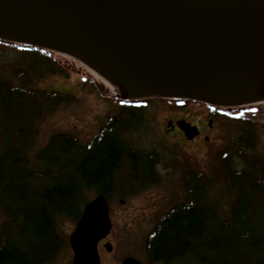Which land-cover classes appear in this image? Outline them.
<instances>
[{
    "label": "water",
    "instance_id": "obj_1",
    "mask_svg": "<svg viewBox=\"0 0 264 264\" xmlns=\"http://www.w3.org/2000/svg\"><path fill=\"white\" fill-rule=\"evenodd\" d=\"M0 40L77 59L126 99L233 111L264 101V0H0ZM176 126L188 140L200 134ZM110 225L98 196L72 236L74 264H99Z\"/></svg>",
    "mask_w": 264,
    "mask_h": 264
},
{
    "label": "trees",
    "instance_id": "obj_2",
    "mask_svg": "<svg viewBox=\"0 0 264 264\" xmlns=\"http://www.w3.org/2000/svg\"><path fill=\"white\" fill-rule=\"evenodd\" d=\"M33 48L48 66L61 68L49 51ZM67 99L54 90L0 85V206H17L5 209L0 264L56 261L63 249L57 218H78L89 202L88 190L112 199L160 180L157 159L146 160L117 136L119 129L141 116L133 103H125L90 145L71 134H56L41 156L60 171L27 173L26 156L38 135V122ZM127 170L125 181L120 176ZM229 173L245 205L240 218L243 230L221 220L207 204V178L191 174L188 201L166 213L152 233L148 249L154 258L166 264H264V175L255 179L245 171L229 169Z\"/></svg>",
    "mask_w": 264,
    "mask_h": 264
},
{
    "label": "rangeland",
    "instance_id": "obj_3",
    "mask_svg": "<svg viewBox=\"0 0 264 264\" xmlns=\"http://www.w3.org/2000/svg\"><path fill=\"white\" fill-rule=\"evenodd\" d=\"M49 52L61 68L48 66L33 47L0 40V85L27 90H54L68 97L57 111L38 122V135L26 156L27 173L60 171L59 167L51 166L41 156L53 136L67 133L80 143L90 145L101 129L124 108L125 98L117 86L79 60ZM148 100L138 106L140 118L119 129L117 136L126 147L136 149L146 160L149 156L157 159L156 171L160 180L138 192L113 197L111 208L129 211L149 208L156 213H166L188 201L191 174H202L208 180V206L219 213L221 220L243 230L240 218L245 205L232 185L229 169L245 171L255 179L264 175V101L243 106L234 114L227 109H219L221 111L214 117L213 128L206 125L204 136L192 141L177 133L168 121L183 119L200 123L199 120L208 118L210 108L183 100ZM205 136L209 141L204 139ZM128 175L127 170L120 178L127 181ZM97 195L95 189L87 191L89 201ZM10 207L17 208L0 206V235L7 218L5 209ZM67 221L65 217L58 218V230L62 236L67 232ZM133 246L137 256L147 260L141 237L136 238ZM68 261V250L65 248L54 264H68Z\"/></svg>",
    "mask_w": 264,
    "mask_h": 264
},
{
    "label": "flooded vegetation",
    "instance_id": "obj_4",
    "mask_svg": "<svg viewBox=\"0 0 264 264\" xmlns=\"http://www.w3.org/2000/svg\"><path fill=\"white\" fill-rule=\"evenodd\" d=\"M43 50V49H42ZM152 99V98H150ZM123 103H133L134 105H137V107L140 104H144L146 101H149L148 99L143 100H131V99H123ZM176 100V99H172ZM186 102H197L204 104L208 108H210V114H208V118L205 120H202L198 123V121L190 123L193 126H197L199 129V136L194 138L192 141L201 139L202 136L206 133V125L209 128H213V122L214 117L218 114L219 109H227L229 113H237L239 108H242L243 106L239 107L236 111L231 110L230 108H222V107H216L210 104H205L198 101H192V100H183ZM251 106V105H249ZM247 107V106H245ZM247 110H251L250 108H247ZM225 112V111H224ZM183 120V119H179ZM176 120L172 127L177 130V133L181 134L185 137L184 132L179 129L176 126ZM185 121V120H184ZM206 141H209L208 137H204ZM158 166L156 165L155 169ZM158 172V171H157ZM102 194H98L94 199L90 200L88 203L95 200L98 196H101ZM104 196V195H102ZM105 197V196H104ZM106 198V197H105ZM109 206V220H110V230L109 232L103 236L98 244H97V250L99 254V264H123L128 259H134L141 264H166L163 261L157 260L153 257V255L149 252L148 245L152 236L153 231L155 230L156 226L160 223V221L164 218L165 214L168 213H156L155 211L149 209V208H143V209H137L135 211H129L125 209H113L111 208V201L112 199L106 198ZM124 203V201H121ZM87 203V204H88ZM86 207V206H85ZM85 207L81 209L79 213V217L71 218V217H65L67 218L68 222V228L67 232H65L64 236L61 235V232L58 230V218L56 221V228H57V235L63 240L66 239L63 249L67 248L68 250V264H74L75 260V251L72 245V236L75 233L79 222L82 219V216L85 212ZM171 211V210H170ZM186 211L185 209L183 210ZM64 217V216H62ZM66 222V221H65ZM141 237V240L145 243V254L147 256V260L141 259L137 254L134 252V246L133 243L137 239ZM62 249V251H63ZM58 260V258L56 259ZM54 262L49 264H54Z\"/></svg>",
    "mask_w": 264,
    "mask_h": 264
}]
</instances>
